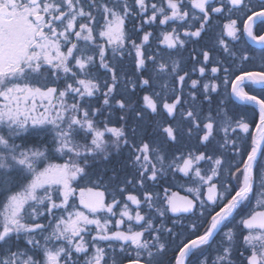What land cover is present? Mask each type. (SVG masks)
Returning a JSON list of instances; mask_svg holds the SVG:
<instances>
[{
	"label": "snow or ice",
	"instance_id": "snow-or-ice-1",
	"mask_svg": "<svg viewBox=\"0 0 264 264\" xmlns=\"http://www.w3.org/2000/svg\"><path fill=\"white\" fill-rule=\"evenodd\" d=\"M0 264H264V0H0Z\"/></svg>",
	"mask_w": 264,
	"mask_h": 264
},
{
	"label": "flooded vegetation",
	"instance_id": "flooded-vegetation-1",
	"mask_svg": "<svg viewBox=\"0 0 264 264\" xmlns=\"http://www.w3.org/2000/svg\"><path fill=\"white\" fill-rule=\"evenodd\" d=\"M174 190H177V189H174ZM181 194H183V193L181 192Z\"/></svg>",
	"mask_w": 264,
	"mask_h": 264
}]
</instances>
